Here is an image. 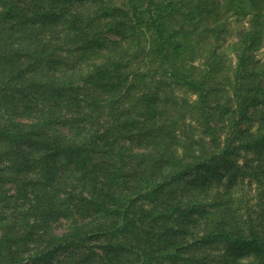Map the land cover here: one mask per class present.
<instances>
[{
	"label": "trees",
	"instance_id": "16d2710c",
	"mask_svg": "<svg viewBox=\"0 0 264 264\" xmlns=\"http://www.w3.org/2000/svg\"><path fill=\"white\" fill-rule=\"evenodd\" d=\"M261 52L264 0H0V264H264Z\"/></svg>",
	"mask_w": 264,
	"mask_h": 264
},
{
	"label": "rangeland",
	"instance_id": "374dc122",
	"mask_svg": "<svg viewBox=\"0 0 264 264\" xmlns=\"http://www.w3.org/2000/svg\"><path fill=\"white\" fill-rule=\"evenodd\" d=\"M260 55L264 56V52H261ZM80 256L82 257V254H80Z\"/></svg>",
	"mask_w": 264,
	"mask_h": 264
}]
</instances>
